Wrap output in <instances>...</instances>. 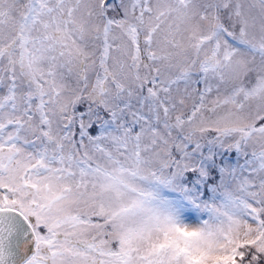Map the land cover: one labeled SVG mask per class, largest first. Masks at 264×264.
<instances>
[{
    "label": "snow or ice",
    "instance_id": "snow-or-ice-1",
    "mask_svg": "<svg viewBox=\"0 0 264 264\" xmlns=\"http://www.w3.org/2000/svg\"><path fill=\"white\" fill-rule=\"evenodd\" d=\"M0 264H264V0H0Z\"/></svg>",
    "mask_w": 264,
    "mask_h": 264
}]
</instances>
